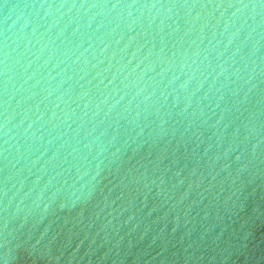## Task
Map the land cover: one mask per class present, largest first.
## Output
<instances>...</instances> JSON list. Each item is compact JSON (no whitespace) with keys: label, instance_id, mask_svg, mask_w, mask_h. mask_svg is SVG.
<instances>
[{"label":"clouds","instance_id":"clouds-1","mask_svg":"<svg viewBox=\"0 0 264 264\" xmlns=\"http://www.w3.org/2000/svg\"><path fill=\"white\" fill-rule=\"evenodd\" d=\"M18 7L45 9V15L47 9L53 7L85 11L97 9L107 17L101 24H110L113 30L123 28L132 31L138 26H146L157 33L164 30L166 22H170L168 28L172 32L187 33L199 18L202 20L198 25L199 40L203 41L206 29L210 35L208 42L202 48L198 46V51L191 54V62L185 50L179 63V71L166 81L160 73L167 71V68H161L160 73L156 74L159 80L154 77L144 80L145 71L152 70L151 63L140 68L137 75L140 64L138 60L130 68L128 62L118 65L112 80L108 81L113 85L110 92H100L95 99L87 91L80 92L77 98L87 99L83 101L79 114L75 109L68 108V101L65 100L58 116L56 106L62 101L64 94L57 95L53 111L44 121L49 127L44 128V123L40 124L38 127L44 128V132L39 135L35 131L29 132L32 123L18 135L12 132L8 127L10 117L8 103L5 101L2 150L4 163L0 169L3 172V179L0 181V264H60L71 243L58 244L59 233L47 237L51 221L39 235H35L34 231L45 217L55 215L58 211L71 210L78 204H97L101 200L111 203L108 201V194L113 190H119L120 195H123L125 191L133 192L140 188L151 191V186L155 185L159 194L163 191L160 187L164 183L163 176L152 177L150 170L155 172L161 167L166 158L164 153L174 140L177 144L193 142L195 147H199L204 142L205 133L210 131L208 141L215 137L217 151L209 164L208 175L211 179L208 188L212 187L211 180L216 177L212 166L221 158L228 160L230 156L232 159L223 164L222 168L230 169V165H235L228 172L234 185L244 175L264 179V0H105L101 3L55 5L44 2L17 5L8 0H0L5 20L8 12ZM145 12L151 14L143 15ZM214 12L218 14L214 16ZM225 35L226 40L222 43L218 37ZM159 39L162 53L165 51V36L161 35ZM248 41H251V47L247 46ZM169 54L173 57L176 55L174 50H169ZM197 56L200 57L199 61ZM169 67L173 65L170 64ZM7 71L5 65V72ZM120 73H123L120 76L121 87L134 89L127 99L125 96L128 94L113 84ZM8 79L6 75V95ZM110 99L111 103H107ZM43 116L40 113L36 120H41ZM13 137L22 141L16 148L17 152L22 146L24 148L26 164L32 166L28 167V174L35 175L33 186L54 166L61 149L66 152L61 162L77 151L87 152L92 167L87 190L76 195L70 203L53 197L39 207L40 195L37 194L30 204L23 203L25 196H20L13 204L15 193L9 195V141L15 143ZM222 144L226 146L220 152ZM212 147L213 144L208 143L205 153ZM49 152L50 155L41 162V158ZM33 153L37 154L32 155ZM28 156H32L31 160H28ZM38 162L39 166L34 167ZM203 179L201 176L200 181ZM50 180L51 177L46 183ZM24 182L25 179L22 178L20 185L23 186ZM181 183L182 179L177 181V184ZM187 195L188 192L185 191L180 199L183 200ZM232 197H235L233 203L237 211L244 213L248 208V197L244 192L243 182L233 189L229 199ZM132 219L133 216L129 215L125 223ZM245 224L246 221L241 220L233 243L224 246L215 243L212 246L188 243L171 254L162 249L155 256L144 259L143 264H235L233 257L252 235L251 228H246ZM76 253H69L64 257L66 264H72L73 261L81 264L86 257V264H93V257L95 264H140L142 259L140 255L121 253L118 247L115 252L109 249L98 256L94 249L79 256Z\"/></svg>","mask_w":264,"mask_h":264},{"label":"water","instance_id":"water-1","mask_svg":"<svg viewBox=\"0 0 264 264\" xmlns=\"http://www.w3.org/2000/svg\"><path fill=\"white\" fill-rule=\"evenodd\" d=\"M8 2L17 5H35L41 2L55 5L101 3L105 0H8ZM143 2H152V0H143ZM44 13L45 9L18 7L8 12L5 20V11L0 8V169L3 168L4 163L2 150L6 100L10 117L8 127L12 132L18 135L28 127L29 123H32L29 132L35 131L39 135L44 132V128L49 127L44 121L53 111L57 95L64 94L62 101L56 106L58 116L65 100L68 101V108L75 109L79 114L83 108V101L87 99V97L78 99L80 92L87 91L94 99L100 92H110L113 85L108 81L112 80L118 65L128 62L130 68L138 60L140 64L137 75L140 68H145L151 63L152 70L145 71L144 80L148 77L159 80L156 74L160 73L161 68H167V71L160 73L166 81L179 71V63L185 50L191 62V54L198 51V46L202 48L208 42L210 35L209 30L206 29L203 41L199 40L198 25L202 22L199 18L193 29L187 33L172 32L168 28L170 22H166L164 30L157 33L146 26L143 28L138 26L132 31L123 28L113 30L112 25L101 24V21L107 20V17L97 9L85 11L53 7L47 9V15ZM150 14L145 12L143 15ZM217 14L213 13L214 16ZM201 16L203 17V12ZM98 24L101 26L97 27ZM161 35L165 36L163 44L165 51L162 53L159 39ZM218 38L223 43L226 35ZM247 46L251 47V41L247 42ZM229 47L231 48V45ZM137 49L139 51H136ZM169 50H174L176 55L171 56ZM5 52H7V60H5ZM129 57H131L130 61ZM199 58L197 56L198 61ZM170 64L173 67H169ZM5 65L8 68L7 73ZM6 75L9 77L7 95L5 94ZM122 75L123 73L117 75L113 84L120 88V91L128 94L125 96L127 99L134 89L121 87ZM107 103H111V99ZM40 113L44 116L37 121L36 117ZM42 123L44 128H39ZM208 135L210 131L204 134V142L199 147H195L193 142L177 144L175 140L167 147L164 153L166 158L161 167L155 172L150 170L152 177H160L161 174L163 176L164 183L160 185L163 191L159 194L155 185L151 186V191L140 188L133 192L125 191L123 195H120L119 190H113L108 194V201L111 203L101 200L97 204H78L71 210L58 211L55 215L45 217L35 228V235H39L44 226L51 221L47 237L59 233L58 244L71 243L64 252V257L75 252L78 256L83 255L93 249L98 256L109 249L115 252L118 247L121 253L140 255L142 257L140 264H143L144 259L155 256L162 249L171 254L188 243L208 246L214 243L221 246L233 243L238 235L237 227L241 220H245V227L251 228L252 235L233 257L235 264H264V179L244 175L234 185L228 172L234 169L235 165H230V169L222 168L223 164L229 163L232 159L230 156L228 160L221 158L212 166L216 177L211 180L212 187L208 188L211 179L208 175L209 164L211 157L217 151L215 137L212 141H208ZM13 140L16 142L9 141L11 145L9 195L15 193L13 204L20 196H25L23 203L30 204L36 199L37 194L40 195L39 207L53 197L70 203L76 195L87 190L92 171L87 152L77 151L61 162L66 154L65 150L61 149L54 166L33 186L35 175L28 174V167L32 166L26 164L24 148L22 146L19 152L16 148V145L21 144L22 141L16 137H13ZM210 142L213 147L205 153L204 150ZM225 146L222 144L219 151L222 152ZM48 155L50 152L41 158V162ZM31 158L32 156H28V160ZM38 166L39 162L34 167ZM201 176L204 177L203 181H200ZM49 177L51 180L46 183ZM22 178L25 179L23 186L20 185ZM2 179L3 172L0 171V181ZM181 179L183 183L177 184ZM198 182L199 187H197ZM241 182L248 197V208L244 213L237 211L233 203L235 197L229 199L233 189ZM185 191L188 195L181 200L180 197ZM118 195L120 198L116 199ZM121 208L124 210L120 211ZM129 215H132L133 219L125 223ZM202 235L203 239H201ZM64 257L61 258L60 264H66ZM86 262L87 257L81 264ZM72 264H75V261ZM93 264H95L94 257Z\"/></svg>","mask_w":264,"mask_h":264}]
</instances>
